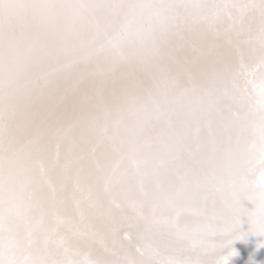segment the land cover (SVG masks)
<instances>
[{"label": "snow or ice", "instance_id": "snow-or-ice-1", "mask_svg": "<svg viewBox=\"0 0 264 264\" xmlns=\"http://www.w3.org/2000/svg\"><path fill=\"white\" fill-rule=\"evenodd\" d=\"M249 236L264 0H0V264H255Z\"/></svg>", "mask_w": 264, "mask_h": 264}, {"label": "bare ground", "instance_id": "bare-ground-1", "mask_svg": "<svg viewBox=\"0 0 264 264\" xmlns=\"http://www.w3.org/2000/svg\"><path fill=\"white\" fill-rule=\"evenodd\" d=\"M261 240L260 237L249 236L246 243L236 242L234 247L241 250L244 260H248L249 254H252L251 259L255 261V264H264V248L257 247ZM222 254L226 255L227 250H222ZM231 261L232 264H240L238 258H231Z\"/></svg>", "mask_w": 264, "mask_h": 264}]
</instances>
